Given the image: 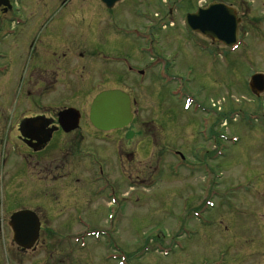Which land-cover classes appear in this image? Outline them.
I'll list each match as a JSON object with an SVG mask.
<instances>
[{
  "label": "rangeland",
  "instance_id": "374dc122",
  "mask_svg": "<svg viewBox=\"0 0 264 264\" xmlns=\"http://www.w3.org/2000/svg\"><path fill=\"white\" fill-rule=\"evenodd\" d=\"M14 1L10 0L13 10L9 20L19 21L13 24L17 29L25 27L7 40L10 60L15 63L10 72L1 78L0 87L6 90L11 102L16 95L13 89L17 87L21 65V62H16V57L25 60L30 54L28 39L48 26L50 30H59L64 37L71 39L73 54L83 49L81 52L87 57L85 61L72 59V65L68 67L79 70L68 78L75 89L82 80V67L89 70L92 77L88 85L91 90L92 85L98 82L107 88L118 84L116 78H112L118 68L100 64L99 59L100 62L90 57L91 50L130 54L133 64L141 69L143 60L129 50L128 43L138 45L133 40L141 41L144 37H148L146 41L153 46V52L166 61V73L170 78L168 84L155 75L149 76L146 82L145 78L138 77V84L135 78L130 82L123 71L118 70L117 78L119 76L120 81L132 90L136 130L149 132L153 142L148 136L134 141L136 154L133 164H126V169L118 166L113 144L108 146L106 142L95 141L94 147L101 149L98 153L104 158L111 153L108 147H113V155L107 157V167H103L104 172H110L111 179L98 185L102 197H93L95 185L91 183L92 172L87 173L84 160L74 162L77 172H74L73 182L77 175L80 179L86 178L81 185H86L84 193L92 203L88 209L98 223L88 222L90 228L86 231L75 223L71 226V213L64 212L56 224L42 227L40 244L35 250L26 252L25 264H264V92L256 96L248 89L252 75H264V0H241L240 5L238 0H122L111 9L99 0H19L17 5ZM213 3L238 8L240 47L227 52L226 57L222 54L227 50L223 45L211 47L210 39L198 34L195 41L201 47L196 48L182 25L186 13ZM139 11L158 22L167 20L169 24L161 28V32L157 30L154 39L153 33L146 36V33L134 29L146 22ZM21 14H25L27 19ZM88 30L89 38L86 39L84 33ZM121 31L128 34L123 35ZM46 45L43 44V48ZM2 66L0 62V68ZM182 95L193 97L204 107L210 108L212 104L218 107L212 120L217 125V131L227 140L223 141L224 148L218 146L219 154L223 156L207 165L209 172L206 176L209 179L204 177L202 168L195 173L174 170L180 160L165 150V146L172 150H179L182 146L181 153L192 161L191 149L194 144H197L196 148L200 144L197 138L199 116L205 115L194 113L191 108L184 111ZM68 101L62 98L58 102L61 106ZM165 128L169 129L164 131ZM16 136V131H13L9 140L16 139ZM231 138L236 140L235 144ZM13 142L15 140L10 142L12 145L6 143L0 150V219L8 200L5 190L11 188L12 183H28L25 179H18L22 161L21 157H14L17 152L12 154L16 145ZM203 151L198 149L196 153L202 155ZM59 156L60 153H56L54 158H48L46 161H50L46 167L55 168L57 164L51 160L59 161ZM192 162L197 163L195 160ZM18 169L17 177L14 173ZM211 178L216 180L215 186L210 185ZM44 182L40 184L42 206L48 216L59 211L55 207L52 209L53 200L46 195L50 188L46 184L49 182ZM203 186L204 190H201ZM240 186L242 189H238ZM108 197L116 204L108 207L105 203ZM119 198L121 208L117 210ZM28 200L31 199L26 197L25 201ZM206 201L214 203L215 210L202 213L201 219L196 218L193 208H199ZM75 202L73 199L70 209L76 213L80 207ZM28 206H25L26 209L30 208ZM109 208L115 219L105 224ZM200 221L205 225H199ZM94 229L110 233L109 238L100 239L97 243L89 239L86 247L77 243L73 253L68 252V240H62L61 235L79 236ZM73 240L71 243L75 242ZM116 255H119L116 262H111L110 258Z\"/></svg>",
  "mask_w": 264,
  "mask_h": 264
},
{
  "label": "flooded vegetation",
  "instance_id": "af4514ba",
  "mask_svg": "<svg viewBox=\"0 0 264 264\" xmlns=\"http://www.w3.org/2000/svg\"><path fill=\"white\" fill-rule=\"evenodd\" d=\"M241 3L242 1L238 0V4L240 5ZM234 9L237 18H239L238 8L236 7ZM11 11L12 9L7 11L0 9V14H3L2 16L0 15V62L3 64L2 68H0V70L3 69L2 73H0V82L2 81L1 78L10 72V67L15 63L10 60L7 40L11 37H15L17 33L21 32V29L25 27L23 26L17 29L16 25H13L16 21L9 20ZM170 13L171 12L169 11V14ZM140 14L146 19V22L136 26L134 29L139 32V27L140 32L143 33L144 31L146 36L152 34L154 27L151 22L154 17L143 12ZM21 15L26 18L25 14ZM69 17L65 16L64 18ZM6 21H9V23L7 22L6 24ZM49 27L50 26H48V28ZM48 28H43V30H41L43 32H38L39 34H37V36L33 33L34 38L28 39L29 41L27 44H29L28 46L30 47V54L26 56L25 60L16 57V62H21V65L19 68L17 87L13 89V92H15L16 95L12 102L8 99L6 90L0 87V150L3 149L2 146H6L7 144L12 145L10 142L15 140L13 143L16 145L12 150H17V153L12 154H15L14 157H17V159L21 157L20 161H22L21 164L23 168H21V173L18 179H25V181L28 182L27 184L23 182L22 184L17 183V185H13L11 181H8V183H12V187L5 190L8 200L5 201L6 206L5 209H3L0 219V264H25V255L28 251L14 242V227L12 224L13 218L18 216L16 225L18 228L19 239L22 240L25 235L20 234L23 231L22 228L24 229V225L22 226V224H24L26 220L25 217H20L22 211L29 210L33 212L34 217L32 219L36 217L39 221L40 227L56 224V220L66 211L71 213L69 219L71 226L75 223L78 226L89 227L87 226L88 222H94L93 224L98 223V220L93 216L91 209H88L92 203H89V196L84 193L86 185H81L86 178L80 179L77 175L73 182L74 176L76 175L74 172H77V170H75L76 167L74 162L84 160L83 163L87 169V173L88 171L92 172L91 183L92 185H95L93 197H102V191L98 185L106 179H111L108 174L110 172H104L103 167H107L106 159L108 160L107 157L113 155V147H108L111 153L104 158L98 153L101 149L98 150L94 147L95 141L102 143L106 142L108 146L113 144L116 147L115 158H117L118 166L120 168H126V164L134 161L133 158L137 150L134 146V141L146 138V136L151 139L149 132L146 134L145 131L140 132L136 130V115L135 111L132 110L134 105L132 90L125 83L120 81L119 76L117 78L119 69L123 71L124 76L129 78L130 82L132 78H135L134 80L135 82H138V84V77L143 80L145 78L144 81L146 82L149 76L154 75L153 60L161 56H158L153 52V46L150 42L146 41V39H142V42L133 40L138 43V45L128 43L130 45L129 50L135 52L137 57L140 56L143 60L141 69H138L137 65L133 64V58L131 59L132 56L130 54H110V52L107 51L91 50L90 57H94L98 62L101 61L100 64H107L108 66H115L118 68L116 69L117 72L115 71L116 74H113L112 76L113 79L116 78L118 84L107 88L105 87V84H99L98 82L95 86L92 85L91 90L88 85L90 84L92 77L90 72H88L89 70L87 71V69L82 67L80 71L81 76L83 74L82 80L80 78L81 84L80 82L77 83L75 89L74 83L69 81L68 78L72 77L79 70L68 67L72 65V59L85 61L87 60V57L81 52L83 49L79 53L73 54L74 49L72 48L73 43L71 42V39L64 37L59 30L53 31L51 29V31L50 28ZM14 29H17L16 32H13ZM49 30L51 31L50 34L47 33L50 32ZM121 34L127 35L128 33L121 31ZM84 36L86 39L89 38V30L84 33ZM44 37L45 40L43 42ZM123 38L127 39L125 37ZM48 40L49 44L47 43ZM5 43L7 44L5 45ZM43 44L47 45L43 48ZM158 44L160 45L161 43ZM210 45L213 47L219 45V43L210 40ZM209 50L211 53L216 54L214 51H211L212 49ZM126 52L128 51L126 50ZM227 52L231 53V51L226 50V53H223L225 57ZM61 63H63L62 66ZM85 70L89 75L87 77ZM26 72L29 75H26ZM27 85L29 86V89L27 88ZM58 88H61L62 91ZM97 89L100 90L97 91ZM113 90L122 91L129 96L131 99V113L133 117L131 122L125 128L101 131L96 129L89 121L90 105L92 100L99 94ZM57 93H60V95ZM57 96L61 97V99H58ZM62 98H66L69 101L66 104L61 103L60 106L58 101L62 100ZM10 102L11 104L9 105ZM63 112L68 113L64 114ZM206 117L208 118V121L200 122V124H198L197 138L200 140V144L197 148V144H194V147L191 149L194 156L193 160L197 161V163H193V160L191 161L189 157L186 155L184 156L181 153V150H183L182 146L179 150H172L170 147L165 146V150L170 156L177 157L180 160L178 165L179 170L183 169L186 172L195 173L202 168L203 173H205L204 177H207L206 175L209 172L207 165L217 160L219 141L218 128L216 123L212 120L213 113L211 110L209 111V114H206ZM168 129L169 128H165L164 131ZM13 131H16V139L9 140ZM109 141H111V143H109ZM152 149H154L153 146ZM198 149L204 150L202 155L196 153ZM56 153H60V160H51L52 162H56L55 164L57 165L52 169H49V167L47 168L46 163L50 160H46L48 158L50 159V157L54 158ZM188 159L190 161H188ZM5 163H3V166ZM19 172V169L17 172L15 170L14 175H17L18 177ZM42 177L45 180L41 179ZM207 178L209 179L210 177ZM44 181L49 182V185L46 184V186L50 187L47 189L46 195L53 200L52 209L54 210L56 208L55 210L59 211L58 213L54 212L52 215H48L49 217L43 212L42 206V185L40 184ZM50 182L53 185H51ZM215 184L216 180L211 178L210 185L215 186ZM203 188L204 186L200 189L204 190ZM238 189H242V187L240 186ZM212 193L213 192L211 191L210 194L212 195ZM26 197L31 200L25 201ZM110 198L111 197L105 198L107 201H104L108 207L116 204V201ZM73 199L76 201L74 204L80 207L79 211L76 213L75 211L72 212L70 209V203ZM117 200V210H120V198ZM26 205H29L28 207L30 208L26 209ZM213 205L214 203L206 201L205 203H202L199 208H193L195 217L201 219L202 213H209L210 211L215 210ZM110 209L111 208H109L108 213L106 214V218H104L105 224L115 219V215L112 214ZM49 211L52 212V210ZM41 212L43 214H41ZM88 212H91L92 215L88 216ZM199 225L205 224L200 221ZM92 232L93 234L90 235V233H87L80 239L82 240L83 237L88 238L84 239L87 241L91 236L96 237L100 234L97 233L96 230ZM78 238L79 237H77V239ZM84 240L82 241L84 242ZM94 240L97 242L96 239ZM38 243L39 239L35 244V248L30 251L35 250ZM73 246L76 247L75 245Z\"/></svg>",
  "mask_w": 264,
  "mask_h": 264
},
{
  "label": "water",
  "instance_id": "95a60500",
  "mask_svg": "<svg viewBox=\"0 0 264 264\" xmlns=\"http://www.w3.org/2000/svg\"><path fill=\"white\" fill-rule=\"evenodd\" d=\"M106 8H112L121 0H99ZM0 6L4 10L10 8L7 0H0ZM185 27L191 32H197L212 41L220 42L226 47L236 44L237 28L239 20L236 18L235 11L223 4H211L207 8H198L196 13L188 14L184 21ZM249 89L258 96L264 92V77L254 75L250 78ZM130 101L127 95L119 91H107L99 94L92 101L89 121L101 131L120 129L128 126L131 122ZM64 113V112H63ZM65 112L64 114H67ZM130 138V137H128ZM20 217H25L24 238L19 239L17 219H13L14 241L25 250H30L38 238L39 225L37 220L32 219L31 212L20 213Z\"/></svg>",
  "mask_w": 264,
  "mask_h": 264
}]
</instances>
